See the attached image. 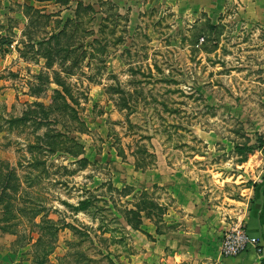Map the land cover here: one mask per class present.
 I'll return each mask as SVG.
<instances>
[{
    "label": "rangeland",
    "instance_id": "374dc122",
    "mask_svg": "<svg viewBox=\"0 0 264 264\" xmlns=\"http://www.w3.org/2000/svg\"><path fill=\"white\" fill-rule=\"evenodd\" d=\"M7 8L0 264H158L136 257L142 232L131 227L141 229L135 207L163 218L157 176L232 206L246 199L262 169L264 29L237 7L212 17L109 0Z\"/></svg>",
    "mask_w": 264,
    "mask_h": 264
},
{
    "label": "crops",
    "instance_id": "0c3cea01",
    "mask_svg": "<svg viewBox=\"0 0 264 264\" xmlns=\"http://www.w3.org/2000/svg\"><path fill=\"white\" fill-rule=\"evenodd\" d=\"M109 1L120 9L131 8V13L139 6L147 8L164 3L189 15L204 13L210 17L237 7L240 18L264 29V0ZM33 2L38 0H0V7L6 11L16 3L31 5ZM260 155L262 169L246 190V199L239 201V207L207 198L202 188L190 181L187 175L183 177L189 182L176 174L157 176L155 180L158 186L163 187L169 202L165 199L157 201L165 209L160 221L155 222L154 218L143 214L141 229L133 230L142 232V250L136 257L158 264H209L218 259L224 232L236 219H241L247 231L260 239L263 254L259 256L255 251H249L239 257L225 259L223 264H264V146ZM144 225L147 226L145 229ZM160 225L165 227L161 229Z\"/></svg>",
    "mask_w": 264,
    "mask_h": 264
},
{
    "label": "built area",
    "instance_id": "2783aa9c",
    "mask_svg": "<svg viewBox=\"0 0 264 264\" xmlns=\"http://www.w3.org/2000/svg\"><path fill=\"white\" fill-rule=\"evenodd\" d=\"M249 251L261 256L263 245L259 238L247 231L241 219H236L223 234L218 259L209 264H223L225 259L239 257Z\"/></svg>",
    "mask_w": 264,
    "mask_h": 264
},
{
    "label": "trees",
    "instance_id": "16d2710c",
    "mask_svg": "<svg viewBox=\"0 0 264 264\" xmlns=\"http://www.w3.org/2000/svg\"><path fill=\"white\" fill-rule=\"evenodd\" d=\"M26 7H28L30 10L32 9V8L29 7V6H26ZM25 15L27 16V14H25ZM1 41H2L3 44H5V45H7V46H10V45L12 44L11 39H9V38L1 37ZM5 52H6V51H5ZM7 52H8V51H7ZM46 58L49 59L48 56H47ZM88 204H89V201H87V200L83 201V202L79 205V211H83V210H85V209L88 207ZM152 206H153L152 208H156V209H158L159 211H162V214L165 213V209H164L163 207H161L160 205L156 204V205H152ZM135 209H136V210H135ZM135 209H134V210H135V211H138L139 214H140V216H139L140 222H138V223H139V226L142 225L143 214H145V216H147V218H150L151 216H154L153 214H151V213H149V212H146L145 209H141V210H139V209H137L136 207H135ZM134 210H133V211H134ZM149 210H152V209H149ZM131 212H132V211H131ZM126 223H127L128 226H131V223H130V220H129V219L126 220ZM131 227H132L133 229H135V230H140V227L138 228V226H137V227H133V226H131Z\"/></svg>",
    "mask_w": 264,
    "mask_h": 264
}]
</instances>
